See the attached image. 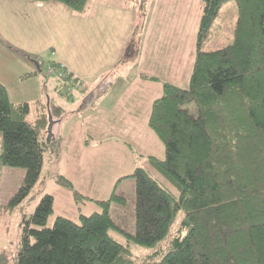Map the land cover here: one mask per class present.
I'll use <instances>...</instances> for the list:
<instances>
[{"label":"trees","instance_id":"1","mask_svg":"<svg viewBox=\"0 0 264 264\" xmlns=\"http://www.w3.org/2000/svg\"><path fill=\"white\" fill-rule=\"evenodd\" d=\"M32 1H54L81 13L91 0ZM127 1L141 11L148 2ZM227 1L202 0L188 86L162 82V93L151 104L148 127L164 145L165 156H149L148 162L178 196L138 166L130 176L132 223L109 214L111 203L126 202L113 193L100 201L102 212L82 215L79 222L57 216L48 227L53 198L45 195L25 221L16 264H264V0H233L237 21L232 40L202 50L201 40ZM33 61L37 70L24 80L44 73L43 64ZM58 79L69 83L65 73ZM60 112L48 97L14 103L0 82V167L25 169L10 207L37 182L49 120L53 126ZM61 182L71 187L67 180ZM179 215L177 235L160 260L134 256L132 244L156 250L167 241Z\"/></svg>","mask_w":264,"mask_h":264},{"label":"rangeland","instance_id":"2","mask_svg":"<svg viewBox=\"0 0 264 264\" xmlns=\"http://www.w3.org/2000/svg\"><path fill=\"white\" fill-rule=\"evenodd\" d=\"M61 6L64 10L67 8L64 5ZM202 6V0H148L145 10L141 11L137 6L128 3L127 0H92L90 8L87 10L88 15L75 13L67 8L73 14L71 18L68 16L70 13L48 16L47 25L52 30H59L55 32L57 35H54L53 38L63 53L66 51V44L62 40L63 36L68 37L75 46L77 45V48L79 47L78 41L84 39L85 33H89L87 38L98 36L94 40L95 44L100 40H108L107 36L111 34L113 41L118 38L119 44L127 41L128 55L126 57L128 58L121 57L120 64L114 69V73L116 72V76L119 75L122 78L128 75L130 83L127 85L119 80L115 84L116 86L111 87L112 92L105 91L107 94L98 89L96 85L86 87L85 81L81 80L83 82L81 86L86 87L89 92H93L89 97L101 91L94 100L91 99L92 101L88 105L82 106L78 100L81 99L82 103L89 99L88 95L82 96L83 94L79 92L81 87L76 81L68 84L72 88L71 91H60L63 80L60 84L58 78L45 77L44 73L37 72L35 79L27 82L23 79V72L17 69V76L7 80L10 100L14 103L22 100L31 103L37 97H48L42 91L44 84L50 82L57 84L56 93L49 97H52L54 106L61 108V114H56L54 119L60 116L62 122L56 137L50 136L48 142L46 136L45 140L48 146L43 152L39 178L29 194L15 207H10L9 202L23 183L25 169L7 165L0 167V264H16L25 221L30 219L45 195H50L53 198V212L48 219V227L52 226L57 216H64L79 222V217L82 215L88 216L95 212H102L103 206L100 201L108 200L113 193L124 196L126 202L123 205L111 203L108 209L109 214L116 221L121 217H126L127 222L132 223L134 179L130 176L139 166L143 167L151 176L158 177V173L149 164L146 157L153 155L163 159L165 152L164 145L147 125H143L142 120L134 122L136 126H126V124L122 126L121 123L124 120L116 117L122 115L127 105L134 102H142L141 108L137 111L144 116L145 106L150 108L151 101L160 95L162 90V82H158L159 84L155 87L154 85L151 87L148 83L147 86H144V90L137 88L136 80H133V73L136 70L134 66L138 67L139 56L134 61V66L131 65L129 57L133 55L134 50L137 54H139V50H143L141 60L149 59L145 64L151 68L150 59L162 62L165 56L164 51H166V54L173 60L177 59V65L173 64L170 67L173 73L177 69L176 76H173L176 86L187 87L190 68L196 53V34ZM97 9L105 11V13L95 16L94 13ZM236 21L237 5L235 1L225 2L212 21L209 31L201 40L200 48L205 51L214 50L228 44L232 40ZM96 24L103 26L99 31L88 32ZM112 24H114L113 28L110 27ZM39 29L37 27V31ZM39 32L45 35L43 31ZM42 37L44 39V36ZM167 38L170 43L161 47L159 41L162 39L165 43L164 40ZM87 45L89 46V44ZM52 51L47 50L39 55L38 59L41 65L43 64V69L47 62L55 59L52 56ZM81 55L85 56L84 53ZM32 59L30 60L33 61ZM14 64L10 61L9 68L11 69ZM33 65L35 66L33 70L36 71L35 61H33ZM97 65L95 63L93 67L96 69ZM20 74L21 77H19ZM37 83L40 84L39 88L43 94H33ZM93 83L96 84L97 81L95 80ZM46 89L50 90L49 86L45 87ZM148 89L151 90L148 91ZM70 95L75 97L74 103L68 100L67 96ZM63 101L66 104L63 105ZM100 101L103 102L101 107L106 114L102 118L101 112H99ZM109 106L112 107L111 114L108 113ZM188 106L194 111L192 104ZM143 110L144 112H142ZM32 118L33 112L31 111L28 117L29 121ZM62 179L70 182L71 187L64 185L65 183L61 182ZM171 190L175 196H178V192L173 187ZM180 219L181 215L173 225L168 240L162 242L156 250L132 244L131 249L134 256L137 259L150 256L156 261L160 260L169 249L170 239L177 235ZM111 234L124 243L121 237L115 233ZM155 251L157 253H154Z\"/></svg>","mask_w":264,"mask_h":264},{"label":"crops","instance_id":"3","mask_svg":"<svg viewBox=\"0 0 264 264\" xmlns=\"http://www.w3.org/2000/svg\"><path fill=\"white\" fill-rule=\"evenodd\" d=\"M91 1L87 9L81 12L83 13V15H88L87 10L90 8ZM61 5L63 4L54 1L35 2L32 0H0V82L6 87L9 97L10 94H9L7 80L17 76L16 74L18 73L16 72V69L23 72L22 73L23 76L27 74H33L35 72L33 70V67H35L33 65V62L25 58L24 55H27L29 58H33V60H39L38 59L39 55L43 54V52H46L47 50H53L51 52L53 54L52 56H54L53 58H55L53 61H60L65 64V74L68 78L67 80L69 81V83L67 82L66 84L62 82L61 84L60 81V84L62 86L60 85L59 90L60 91L65 90L63 86H66L70 83L72 84L73 81H76V83L78 82V85L81 87V90L78 91L81 94H83L82 96H84L85 94L88 95L87 97L89 99V100H84L82 103H81V99L78 100V103L80 105L82 104V106H84L85 104L88 105L92 101L91 99L94 100V98L98 96L99 93L101 92L99 91L98 94L89 97V95L93 92H89V90L86 89L87 86L96 85L98 89L102 90L104 93L107 92L109 93V91L110 92L113 91L111 87L116 86L115 84H117L119 80L122 81L124 84L126 83L127 85L130 83V79L128 75L122 78L119 75L117 77L116 72L114 73V69L117 67L118 64H120L119 62L121 60V57L125 58L128 55L126 50V46L128 45V42L126 41L125 43L119 44L118 38H116L113 41L112 34L110 36H107L109 41L100 40L98 43L95 44L94 40L98 36H96V38L92 36L87 38L89 33L87 34L85 33L84 39L78 41L79 42L78 48L77 45L75 46L68 37L63 36L62 40H64V44H66V51L63 53L62 51L59 50L57 43L53 38L54 35H57V33L55 32L59 30L57 29L52 30L49 27V25H47L48 23L47 18L48 16L51 15L57 16L60 13L63 15H65V13H70L68 16L71 18V15H73L72 12H70L71 10L69 11L67 10V8H65L64 10V8H62ZM104 13L105 11L97 9L94 15L95 16L103 15ZM89 26H93V25H89ZM101 26L103 25L96 24L88 32L99 31L101 29ZM37 27L40 28L38 31H37ZM110 27L113 28L114 24H112ZM40 30L43 31L45 35L41 34V32H39ZM59 34L62 33L59 32ZM42 36H44V39ZM164 41L165 43H163L162 39L159 41V45L161 47L162 46L165 47L168 43H170L168 41V38L167 40ZM87 44H89V46ZM45 46H47L48 48L46 47V49H44ZM78 51L80 52L78 54H75ZM39 52L42 53L39 54ZM81 53H84L85 56H82ZM164 55L165 56L164 59H162V62H157L154 59H150V63L152 65V67L150 68L145 64V62L149 59L141 60V58L143 57V50H139V54L136 53V50L133 51V55L129 57L132 66H134L133 63L135 60H137L136 59L137 56H139L138 67L134 66L136 70L133 73V80H136L137 88H139L140 90H144L145 89L144 86H147L148 83H150L149 85L151 87H153V85L155 87L157 84H159L158 82H169L171 84L173 83V85L174 84L177 85L175 83V80H173V76H176L177 69H175L173 73V70L170 68L173 64L177 65V59L173 60V58L169 57L166 54V51H164ZM9 60L15 63L11 67V69L9 68V63H10ZM193 62H194V58H193ZM95 63L98 64L96 69L93 67ZM192 68H193V63L190 68V75L192 72ZM143 75L148 76L149 78H144ZM19 77H21V74L19 75ZM35 77L36 75H34V78L33 76H31L30 78L25 79V81L29 82L30 80L35 79ZM150 77H155L157 79H151ZM81 80L85 81L86 83L85 88L81 86V84L83 83ZM95 80L97 81L96 84L93 83V81ZM56 85L57 84H55L54 82L46 83L44 84L42 89L45 95L48 96V99L51 101V103H53V101H52V97L50 98L49 95L52 96L56 93ZM35 86H36V90L33 91V94L35 95L43 94L40 91L41 88H39L40 84L37 83L35 84ZM48 86L50 90L47 89L45 90V87ZM106 90L108 91L105 92ZM149 90L151 89H148V91ZM158 96H156L155 98H157ZM43 98L45 97L40 96L33 99V101ZM67 98L68 100L71 101V103H74L75 97L70 95L69 97L67 96ZM64 103L65 101H63V105ZM102 103H103L102 101L99 102L100 107ZM141 104L142 102H134L131 105L128 104L127 108L124 109L122 115L116 116L118 119L124 120V122L121 123L122 126H124L125 124L126 126H130V125L136 126L134 122L139 120L143 121V125L148 126V118L150 114L151 105L150 108L149 106L148 108L147 106H145L146 111L144 116H142L140 114L141 112L139 113L137 111V109L141 108L142 106ZM100 107H99V112H101L102 115L101 118H102L106 114L104 113L102 107L100 110ZM81 109H83V107H81ZM142 112H144V110ZM108 113L109 114L112 113L111 106H109ZM61 122L62 119H60V116L55 118V123L52 126V133L54 137L58 135V128ZM149 156H153V155H149ZM157 175L158 177L156 176V178L172 192L171 190L172 186L162 176H160L159 174Z\"/></svg>","mask_w":264,"mask_h":264},{"label":"built area","instance_id":"4","mask_svg":"<svg viewBox=\"0 0 264 264\" xmlns=\"http://www.w3.org/2000/svg\"><path fill=\"white\" fill-rule=\"evenodd\" d=\"M64 65L59 63L58 65H46L44 68V74L49 77L62 78L64 76Z\"/></svg>","mask_w":264,"mask_h":264},{"label":"water","instance_id":"5","mask_svg":"<svg viewBox=\"0 0 264 264\" xmlns=\"http://www.w3.org/2000/svg\"><path fill=\"white\" fill-rule=\"evenodd\" d=\"M49 126H48V129H47V137H48V142H49V138L51 136V127H52V122L51 120H49Z\"/></svg>","mask_w":264,"mask_h":264}]
</instances>
